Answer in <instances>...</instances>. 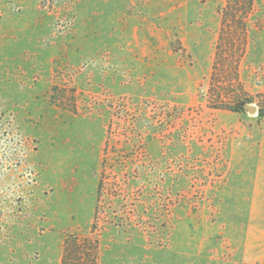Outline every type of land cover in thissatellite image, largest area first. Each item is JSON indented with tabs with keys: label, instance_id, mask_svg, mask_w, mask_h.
<instances>
[{
	"label": "rangeland",
	"instance_id": "374dc122",
	"mask_svg": "<svg viewBox=\"0 0 264 264\" xmlns=\"http://www.w3.org/2000/svg\"><path fill=\"white\" fill-rule=\"evenodd\" d=\"M225 4L0 0V264H264V0L211 95Z\"/></svg>",
	"mask_w": 264,
	"mask_h": 264
},
{
	"label": "trees",
	"instance_id": "16d2710c",
	"mask_svg": "<svg viewBox=\"0 0 264 264\" xmlns=\"http://www.w3.org/2000/svg\"><path fill=\"white\" fill-rule=\"evenodd\" d=\"M255 1L226 0V4L221 8V26L211 74V95L213 86L223 81L238 87L239 92H244L240 63L247 51L251 31L250 16L255 8ZM239 94L224 99L223 92H219L211 97V101L224 108L239 110L246 104ZM99 253L100 245L97 239L71 235L64 242L61 264H98Z\"/></svg>",
	"mask_w": 264,
	"mask_h": 264
},
{
	"label": "crops",
	"instance_id": "0c3cea01",
	"mask_svg": "<svg viewBox=\"0 0 264 264\" xmlns=\"http://www.w3.org/2000/svg\"><path fill=\"white\" fill-rule=\"evenodd\" d=\"M259 152V161L257 163L256 168V184L257 188L263 187L264 188V131L261 135L260 144L258 147Z\"/></svg>",
	"mask_w": 264,
	"mask_h": 264
},
{
	"label": "water",
	"instance_id": "95a60500",
	"mask_svg": "<svg viewBox=\"0 0 264 264\" xmlns=\"http://www.w3.org/2000/svg\"><path fill=\"white\" fill-rule=\"evenodd\" d=\"M247 108H248L251 112H255V111H256V107H255V106L247 105Z\"/></svg>",
	"mask_w": 264,
	"mask_h": 264
}]
</instances>
